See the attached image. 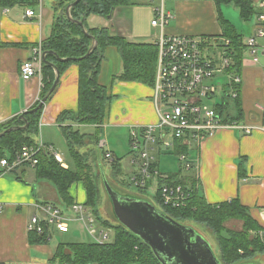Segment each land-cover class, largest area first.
Masks as SVG:
<instances>
[{"label": "crops", "instance_id": "0c3cea01", "mask_svg": "<svg viewBox=\"0 0 264 264\" xmlns=\"http://www.w3.org/2000/svg\"><path fill=\"white\" fill-rule=\"evenodd\" d=\"M61 1L38 0L36 7L30 6V2H23L13 8H4L0 3V125L20 117L40 100L43 82L37 77L30 81L23 80L20 70L23 62L31 57L32 49L51 36L55 17L65 12L63 9L59 13L55 10L57 3ZM253 1L259 10V16L264 15L262 0ZM131 2L133 6L124 9L130 10L131 13L128 25H122L123 17L120 15L124 11L123 8H118L111 19H106L107 23L103 27L129 42L154 44L159 30L151 24L146 28L139 23L135 13L141 9L152 12V9L147 0ZM166 5L174 16L167 26L168 34L222 36L218 7L213 0H166ZM28 10L35 11L36 17H27ZM221 12L228 19L223 12V6ZM89 22L90 19L88 24ZM259 24L258 17L249 39L256 37L258 45L264 47V36H258L260 30L264 32V25L260 28ZM89 26L98 28L91 23ZM149 37L153 38L149 42L139 40ZM247 41L248 39L244 40V43ZM248 54L251 57H246L243 62V84L239 99L243 113L230 117L231 120L259 126L261 129L255 130L251 135L225 129L207 138L198 148L191 151V157L198 161L199 168L187 175L199 179V193L209 204L217 205L239 199L264 229V54L261 52L259 57L257 56V62L253 61L254 57L249 52ZM122 70L123 63L118 50L108 48L99 81L115 98L108 120L100 128V134L109 124L115 128L126 129L129 136L131 125L157 122L152 88L141 83H114V77L121 74ZM78 105L79 68L72 65L60 77L56 90L43 107L39 135L35 137V142H43L56 149L53 141L46 140V137L52 129L60 128L57 122L59 115L64 111L77 112ZM66 125L81 133L82 129L90 127L97 130L93 125ZM105 144L106 142L101 140V146L105 147ZM106 152L112 154L109 150ZM66 166L67 169H74L67 163ZM75 190L79 191L80 198ZM70 193L75 203H85L86 192L82 185H74ZM60 203L55 186L38 179L35 168L24 166L0 176V264H59L53 258L60 244H54L53 237L55 233L69 234L70 224L68 233L54 230L48 241L43 244L30 242L28 225L30 219L39 213L40 206L53 204L63 209ZM63 211L65 212L64 209ZM73 221L80 220L78 217H69L68 223ZM97 225V229L102 228L99 222Z\"/></svg>", "mask_w": 264, "mask_h": 264}, {"label": "trees", "instance_id": "16d2710c", "mask_svg": "<svg viewBox=\"0 0 264 264\" xmlns=\"http://www.w3.org/2000/svg\"><path fill=\"white\" fill-rule=\"evenodd\" d=\"M75 1L62 0L55 8L58 13L62 9L65 12L55 17L51 36L42 42L48 64L44 63L42 68L43 87L40 100L30 109H36L40 101L49 93L57 77V71L61 77L70 66H78V110L75 113L64 111L57 120L75 167L73 170L64 169L54 157L42 154L35 170L38 179L48 181L55 186L61 204L69 209L75 204L70 193L72 187L78 184L82 185L86 192V201L82 204L92 211L101 226L113 231L115 237L113 242L105 244L96 242L60 244L53 259L59 264H161L151 248L141 239L119 223L113 224L109 219L100 217L96 207L101 199L102 185L98 181L101 174H96L93 169V165H96L100 171L99 159L106 155L101 146L100 128L106 124L115 98L110 94L109 89L101 85L99 81L106 50L116 48L123 63V70L121 74L114 77V83H141L153 90L156 80L158 48L153 43L129 42L122 36L113 35L106 27L92 28L89 26L88 20L92 16L108 19L109 16H113L116 9L133 6L131 0H81L71 8V19H69L66 10ZM213 1L218 7L223 30L222 37L230 41V54L235 62L231 73L242 75L243 60L246 58L249 48L235 25L223 16L221 7L233 5L238 10L241 20L247 23L254 18L258 19L259 10L253 0ZM23 2H30L32 7L38 6V0H0L1 6L4 8H13ZM94 44L97 47L88 55ZM239 99L240 97L235 102L238 113L242 114L243 110ZM43 109L26 113L24 120L16 117L0 125V134L11 128L28 125L25 130L17 129L0 137V162L3 159L12 161L23 147L36 144L35 137L39 135V123ZM222 110V108L218 109L220 113H223ZM69 123L93 125L97 127V132L94 135L82 134L79 130L66 125ZM186 151V149H178L177 153ZM108 167L116 184L124 185L125 182L120 180L123 176L122 159L110 161ZM2 174L0 169V176ZM186 181L182 179L181 172L170 174L167 179H159L154 204L180 223L192 222L210 229L216 236L219 259L222 264H245L257 255L264 254V248L258 237V233L263 228L254 220L248 208L242 205L239 199L211 205L199 191H194L185 207L173 209L164 206L160 187L163 184L186 185ZM192 183L194 182L192 181ZM146 190L147 188L139 191L143 193ZM231 220L242 223L240 231L226 228L225 223ZM48 238L49 231L43 235L30 233L32 244L46 243Z\"/></svg>", "mask_w": 264, "mask_h": 264}, {"label": "built area", "instance_id": "2783aa9c", "mask_svg": "<svg viewBox=\"0 0 264 264\" xmlns=\"http://www.w3.org/2000/svg\"><path fill=\"white\" fill-rule=\"evenodd\" d=\"M147 3L153 12L151 25L159 30L154 43L158 48V63L152 97L158 119L155 123L129 127L130 145L139 162V170L131 178V183L139 190L148 188L155 178L158 181L168 178L161 174L156 156L174 151L183 168L191 172L199 168L198 161L191 157V151L198 148L207 138L225 129L238 130L245 135H251L255 130L261 129L259 126L231 120L230 115L225 114L226 101L235 102L240 97L243 84L242 75L231 73L235 62L230 54V41L222 36L170 35L167 33V26L174 16L168 11L166 0H147ZM261 5L264 7V0ZM26 16L33 18L36 13L28 10ZM259 22V27L262 28L264 15L259 16ZM258 36L263 37L264 32L260 30ZM245 44L254 57L253 61L257 62V56L261 52L264 54V47L258 45L256 37L248 39ZM45 57L42 44L35 46L31 57L21 66L22 79L30 81L37 77L42 81ZM217 96H221L222 105H210V101ZM219 108L223 109V113L218 111ZM178 149L187 151L177 153ZM42 154L51 155L61 167L67 169L63 155L53 146L43 142L23 147L12 161L3 159L0 169L3 173H12L24 166L36 168ZM105 156L109 161L114 160L109 152ZM181 177L187 180L186 185L163 184L160 187L164 206L173 209L185 207L192 193L199 191L200 183L196 176L191 178L181 174ZM70 210L87 226L96 243H108V229L102 226L96 232H91L98 219L89 212L88 207L75 203ZM68 222L69 217L63 209L46 204L40 206L39 213L30 219L28 230L38 235L49 231L50 237L54 230L68 233ZM258 237L264 248V229L258 233Z\"/></svg>", "mask_w": 264, "mask_h": 264}, {"label": "rangeland", "instance_id": "374dc122", "mask_svg": "<svg viewBox=\"0 0 264 264\" xmlns=\"http://www.w3.org/2000/svg\"><path fill=\"white\" fill-rule=\"evenodd\" d=\"M60 3L58 2L57 5ZM56 5V6H57ZM124 11L122 13L123 20L122 25L126 26L129 24V20H131V13L130 10H124L127 9L126 7H122ZM150 10L141 9L140 11H136L138 21L139 23L143 24L146 28L151 24V20L153 19V15L151 16L152 12ZM223 12L227 15V18L236 25L235 27L237 30L243 35V39L246 41L251 36L252 29L254 28L256 24V18L252 19L250 22H244L241 20L240 15L238 13V10L233 5H224L223 6ZM134 13V14H135ZM121 17V18H122ZM133 18V16H132ZM91 25L95 27H103L107 23L106 18L99 17V16H92L90 18ZM153 35V32L151 33ZM153 38L149 37L147 39H139L140 41H151ZM249 52V50H248ZM246 55V57H251ZM259 57V56H258ZM227 102V109L225 111V114L229 115H236L238 113L237 105L233 101H226ZM219 104L222 105L221 96H217L212 101H210V105L213 106V104ZM97 132L96 129L90 127L88 129H82V134L87 133L94 135ZM46 136V135H45ZM101 140H104L106 144L105 147L102 148L103 152L111 151L113 159H122V169H123V176L120 179L121 181H124V185L116 184V180L112 179L110 168L108 167L109 160L106 159V156L102 157L101 165L104 169V174L108 177L110 180L112 187L115 188L117 191H119L122 194H129L133 197H137L142 200L149 201L151 203H154L155 193L158 186V179L155 178L151 181L149 187L147 190L143 193H140L139 189L131 183V178L138 172L139 170V162L137 161L136 155L133 153V150L130 145V140L128 136V132L126 129H119L115 128L112 124H109L102 133L100 134ZM52 140L53 143L56 146V149L63 155L66 163L70 168L75 167V163L73 161V158L70 154V151L68 149L66 140L61 132L60 128H54L51 130L50 133H48V136L46 137V140ZM110 153V152H109ZM107 154V152H106ZM157 160H159V168L160 172L162 174H176L181 172L183 176H186L187 174L191 172H187L181 162L179 157L174 153V151H171L167 154H160L159 156H156ZM133 160H136V162H132ZM94 172L96 174H101V171H99L96 167V165H93ZM100 169V168H99ZM100 172V173H99ZM101 177V176H100ZM114 180V181H113ZM100 182L101 186V199L96 207V210L99 211L100 217L103 219H109L110 222L115 224L116 222L113 219L112 216V207L110 202L108 201L106 197V193L103 190V184L102 179L98 180ZM80 189V188H78ZM77 189V190H78ZM75 190V191H77ZM77 195L80 198L79 191H77ZM60 206L63 207L67 215H69L70 218L76 219L77 215L73 213L69 208L62 205L60 203ZM89 212L92 213V211L89 209ZM70 232L69 234L60 235L59 233H55L53 237V243L54 244H77V243H94L95 239L91 236L89 233L87 226L81 222V221H73L70 222ZM183 224L191 225L194 227L197 231H199L212 245L216 255L219 258V248L216 241V236L210 229H207L204 226H198L196 224H193L192 222H185ZM226 228L230 230L240 231L242 228V223L237 220H231L225 223ZM98 228V225H94V228L91 230V232H96ZM110 239L108 240V243L114 241L115 234L113 231L108 230ZM107 243V242H106ZM247 264H264V254L257 255L254 259L247 262Z\"/></svg>", "mask_w": 264, "mask_h": 264}, {"label": "water", "instance_id": "95a60500", "mask_svg": "<svg viewBox=\"0 0 264 264\" xmlns=\"http://www.w3.org/2000/svg\"><path fill=\"white\" fill-rule=\"evenodd\" d=\"M80 2L81 0H76L67 8L66 13L69 19H71V8ZM111 17L109 16L108 19ZM96 47L97 45L94 44L88 55ZM44 63L48 64L46 57ZM59 82L60 75L57 71V77L49 93L40 101L36 109L22 114L20 120L25 119L26 113L37 112L42 109L56 90ZM27 128V124L24 127L11 128L1 133L0 137L14 130ZM99 168L103 190L111 204L114 221L149 246L161 264H222L210 242L194 227L176 221L154 203L120 193L112 187L110 180L104 174L100 159Z\"/></svg>", "mask_w": 264, "mask_h": 264}]
</instances>
